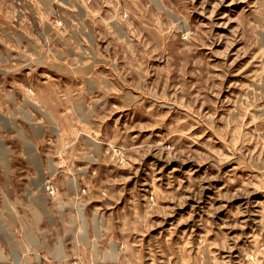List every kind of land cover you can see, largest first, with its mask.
<instances>
[{
  "label": "rangeland",
  "instance_id": "rangeland-1",
  "mask_svg": "<svg viewBox=\"0 0 264 264\" xmlns=\"http://www.w3.org/2000/svg\"><path fill=\"white\" fill-rule=\"evenodd\" d=\"M0 264H264V0H0Z\"/></svg>",
  "mask_w": 264,
  "mask_h": 264
}]
</instances>
